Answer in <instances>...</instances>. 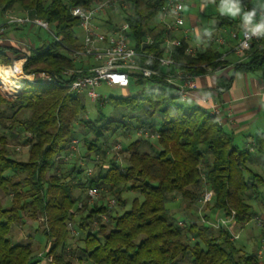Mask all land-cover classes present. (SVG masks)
<instances>
[{
    "label": "trees",
    "instance_id": "trees-1",
    "mask_svg": "<svg viewBox=\"0 0 264 264\" xmlns=\"http://www.w3.org/2000/svg\"><path fill=\"white\" fill-rule=\"evenodd\" d=\"M90 1L0 0V16L5 11L26 12L29 17L43 19L52 26L51 32H47L50 39L37 46L22 47L17 42L0 40V65L6 66L13 59L24 57L25 73L46 71L60 77L58 83H27L14 99L0 90V189L11 199L9 208H2L0 203V264H73L74 261L81 264H263L257 253H247L237 247L227 229L215 231L208 225L189 222L179 226L166 202L178 195L191 205L207 186L212 191L213 212L225 215L234 211L236 223L239 226L246 223L251 217L247 199L255 195L257 186L264 184L261 174L248 167L258 158L261 169L264 168V132L254 137L252 146L237 147L206 109L183 106L175 89L157 77H139L131 82L141 85L134 95L113 101L115 108L135 114L136 126L130 120L125 121L123 113L120 119L98 116L95 121H79V115L84 112L82 98L67 91L66 84L74 75L64 76L62 71L78 67V62L72 61L66 52L80 45L76 34L78 22L71 16L70 8L88 6ZM127 2L128 13L123 18L130 25L131 42L134 41L137 50H157L158 32L153 35L154 45L141 48L140 42L146 32L155 31L154 22L163 0ZM212 15L213 22L208 28L239 30L240 20L223 12ZM111 20L112 17L107 19ZM57 37L60 39L56 40ZM185 44L176 47L173 54L183 66L200 73L204 71L202 64H216L218 47L208 44L190 57L184 54ZM263 64L264 37H260L252 42L246 57L235 62L234 69L249 71ZM229 85L230 81L220 76L214 91L219 94ZM78 121L85 128L82 142L96 154L104 153V141L117 132L125 135L132 128L136 131L144 127L158 137L151 144L154 147L151 153H147L141 150V143L148 139L136 136L123 147L127 153L124 166L111 164L104 171L99 166L95 174H86L88 177L83 183L73 175L80 172L73 166L69 175L59 172L66 167L60 156L69 151ZM87 133L93 136L92 140L86 138ZM10 140L27 145L25 160L14 157ZM250 147L254 154L249 151ZM245 171H251L249 177ZM88 186L101 187L106 194L118 197L122 205L119 191L123 187L141 194L142 200L135 199L128 211L116 216L107 207H88L84 203L81 211L88 210L90 214L85 212L78 217V228L87 232L81 238L82 244L73 247L67 222L79 211L74 205L80 199L73 191ZM23 213L33 220L38 217L45 220L41 230L46 240L43 254L51 255V261H40L33 254L30 242L12 243L11 224ZM97 213H106L107 223L98 222L95 229L87 228L94 220L86 219ZM191 237L192 244L188 242Z\"/></svg>",
    "mask_w": 264,
    "mask_h": 264
},
{
    "label": "built area",
    "instance_id": "built-area-1",
    "mask_svg": "<svg viewBox=\"0 0 264 264\" xmlns=\"http://www.w3.org/2000/svg\"><path fill=\"white\" fill-rule=\"evenodd\" d=\"M242 10L248 12L245 4L240 5ZM129 4L127 0H91L88 6L77 5L70 8L71 16L77 19V28L82 34L80 45L76 49L66 50L67 55L72 61L78 62V67L74 69H65L62 71L64 76H73L69 81L67 91L69 93L85 94L92 101L103 100L96 91L98 86L105 83L108 86L127 87L139 77L147 79L157 77L162 79L167 85L173 87L181 101H196L208 114L211 115L219 124L218 113L220 103L209 101L206 97L198 95V85L196 78L205 72H212L223 68L228 61V56L234 55V62L242 61L246 57L247 51L253 41L260 37L246 35L243 21L237 31L235 28H208L201 34H197L193 27L185 26L183 9L184 0H163L160 7L154 32H146L140 42V47L152 46L155 43L154 34L159 33L158 49L151 52L137 50L130 39V25L123 18L128 13ZM256 15L253 22H259L264 17V8L255 11ZM5 21L0 23V36L4 34L6 28L10 25H21L28 27H39L49 30L47 21L40 18H31L26 12L12 14L11 11L3 13ZM109 17H114L110 22H106ZM117 17L119 19L117 20ZM117 20V21H116ZM102 21V25L100 22ZM180 32V36L174 33ZM60 38L57 37L56 40ZM184 47V54L194 57L202 47L212 44L220 49L218 57L215 59V65H204L201 67L203 72H195L190 67L183 66L175 60L173 54L176 47ZM25 58L13 59L9 65H0L1 69H8L12 78L19 81L23 87L27 83H58L60 77L52 75L46 71L39 73H25L22 64ZM2 83L0 82V86ZM21 89V88H20ZM8 93V92H7ZM10 95V94H8ZM137 136L158 137L157 133H151L148 128H138L135 131ZM78 143L77 139H72L68 154L60 156L61 159L70 157L72 151ZM254 144L251 141L250 146ZM115 148H121L120 144L114 145ZM72 149V150H71ZM249 151H253L252 147ZM97 158V157H96ZM264 169V168H263ZM89 175V172H86ZM101 187L89 186L87 188V199L89 201L96 198L101 192ZM212 198V191L204 186L199 197V202L205 203ZM116 204L114 198L108 199L107 204L100 205L107 207V210ZM82 203H77L80 208ZM235 212L223 214L216 218L214 222H208L201 218L204 223L212 227H224L230 233V239L238 238V235L232 231L234 225ZM100 220L107 221V215L100 214ZM257 224L262 233L260 235V248L258 254L264 251V219L257 218ZM184 221H179L178 225L183 226ZM189 223H196L191 220ZM72 222H67V227L71 229ZM42 254H38L41 256ZM50 257L47 256V259Z\"/></svg>",
    "mask_w": 264,
    "mask_h": 264
},
{
    "label": "rangeland",
    "instance_id": "rangeland-1",
    "mask_svg": "<svg viewBox=\"0 0 264 264\" xmlns=\"http://www.w3.org/2000/svg\"><path fill=\"white\" fill-rule=\"evenodd\" d=\"M184 0V4L186 8L191 9L192 11H196L198 9H201L203 6V14L200 15L199 20L204 18L205 15L210 14L212 12H222L221 7L219 5H214L212 2H209L210 0ZM212 11V12H211ZM20 13L19 11H17ZM17 13V14H18ZM22 13V12H21ZM20 15V14H19ZM204 15V16H203ZM231 15V14H230ZM114 18V17H112ZM115 19V18H114ZM119 17H117V20ZM116 20V21H117ZM202 21V20H201ZM100 24H102V21H99ZM22 30L27 31V36L29 39L33 41V43L37 46L40 44L43 40H49L50 36L48 31L36 28L35 26L32 27H24L21 28ZM49 30H52V26H49ZM77 37L79 40L82 39V34L79 29L76 30ZM5 35L2 34L0 38ZM21 38V37H20ZM29 39L26 37L25 41L28 42ZM1 40V39H0ZM22 41V40H21ZM134 44V41H132ZM14 80V78H13ZM15 82H19L14 80ZM26 85V84H25ZM145 86L149 85L148 83H144ZM167 90H170L171 87L164 86ZM141 88V85H137L134 83H130L129 86L121 88L117 86H108V85H101L99 88L96 89V91L101 95L103 100L98 101H92L90 98H88L85 94L82 93H74L76 96H79L82 98V102L84 105V112H82L79 115V121L82 120H90L95 121L98 116L103 117L104 119H120L122 113L125 114L123 117L125 121L130 120L134 126H136V121L134 118L135 114H130L126 112V110L122 111L120 107L115 108L113 101L116 98L125 97L128 95H134L138 89ZM1 92H3L8 98L14 99L16 97V94L19 92L12 91L8 92L3 85L0 86ZM8 92V93H7ZM10 94V95H8ZM180 103L187 107V106H195V103L190 101H181ZM125 112V113H124ZM79 121L75 123V133L74 139L78 140V143L76 144L75 148L72 151V154L70 157L66 159H62L66 164V167L63 166L60 173L62 172L64 176L69 175L70 170H72V166L75 167L76 170H80V172L73 173L79 179L81 182L86 181V177L91 176L96 173L99 166L102 167V170L111 165H122L125 164V157L127 156L126 151H124L123 147H125L130 141L134 140L136 138L135 134V128H132L129 130V132L125 133L123 135L121 132L114 133L113 135H110L106 141H104V145L102 149L104 150V153L100 151V153H93L92 151L87 150L86 144L82 142L81 134L84 132L85 128L79 124ZM150 131V129H149ZM141 137V136H138ZM87 139H93V136L90 133H87L86 135ZM148 139V142H142L141 143V150L151 153L153 146L151 144H155L156 137H146ZM120 144L121 148H115L114 145ZM9 148L11 152L14 154V157L25 160L27 158V145L22 143H17L16 141L10 140L9 142ZM70 150V147H69ZM72 150V149H71ZM69 151L66 153L68 154ZM97 157V158H96ZM261 161L256 158L254 160V163H252V166L248 165L249 169L252 171H256L264 178V170L261 169ZM103 170V171H104ZM86 172H89V175H86ZM251 171H245V176L249 177ZM89 187V186H88ZM86 187H77L73 191L74 196L80 197L78 199L77 203L81 202L82 206L84 203L86 205L91 206H100L107 204L108 199L114 198L116 200V204L110 208L109 212L112 216L120 215L125 211H128L131 208L132 202L136 199L139 202L142 200V195L138 192L132 191L129 188L123 187L120 193V198L124 201V204L122 205V202H119L118 197L110 196L109 194H106L104 191L101 190L99 195L94 198L93 200L89 201L87 199V188ZM211 200L206 201L205 203L199 202V198L197 201L193 204H189L187 201L182 200L178 195H175L174 197L171 196L170 199L167 200L166 206L170 211V214L173 218L179 221L189 222L191 220L195 221L198 224H205L208 225V223H204L201 218L205 219L208 222H214L217 217L221 216L222 214L213 212L212 203ZM248 202L251 204V217L250 219L242 224L238 225L234 218V225L232 227V231L238 235V238L234 239V244L244 250L247 253H257L259 258L262 260L264 264V251L261 254H258V249L260 248V235L262 233V230L260 226L257 224L258 219L261 218L264 219V184L257 186V191L255 195L249 197ZM0 203L2 208H9L11 205V199L10 196L4 193L0 189ZM77 203H75L74 207H76ZM82 206L79 208V211L76 213L74 218L72 219V226L70 230L71 235V244L73 247L75 245H81V238L84 237L87 230H81L78 228V217L80 215H84L86 212V215L90 214L87 211L82 212L83 209ZM81 213V214H80ZM101 213L92 214L89 218L86 220H94L93 225L87 228L89 229H95V225L99 223H102L103 221H97V217H100ZM105 214V213H102ZM96 218V219H95ZM108 219V218H107ZM99 220V219H98ZM44 219L42 217H38L36 220H33L25 213L21 214L19 218L14 221L11 224V229L9 232V237L11 238L12 243L15 244H22L26 242H30L33 247V254L38 256V254H42L41 256H38L40 258V261H51L52 257L51 255H44L43 252L46 247V240L45 236L42 233V224L44 223ZM74 221V222H73ZM104 223H107L105 221ZM215 231L217 229H221L224 227H212L210 224L208 225ZM109 227V226H108ZM226 229V228H224ZM188 242L192 244L194 242V238L192 237L188 239ZM47 256L50 257L47 259ZM73 264H81V262L74 261Z\"/></svg>",
    "mask_w": 264,
    "mask_h": 264
},
{
    "label": "crops",
    "instance_id": "crops-1",
    "mask_svg": "<svg viewBox=\"0 0 264 264\" xmlns=\"http://www.w3.org/2000/svg\"><path fill=\"white\" fill-rule=\"evenodd\" d=\"M248 8V12L256 11L264 8V0H243ZM214 5L221 7V0L212 2ZM241 8V6H240ZM212 12V11H211ZM242 10L236 15L228 16L243 21V16L248 13ZM12 14H17V11H11ZM215 13V12H212ZM212 13L203 15L204 18L199 20L200 15L203 14V6L201 9L192 11L184 7L183 17L185 26L193 27L197 34L203 33L208 29V26L213 22ZM18 14H21L18 13ZM113 19V18H112ZM5 21V16H0V23ZM108 22V21H106ZM111 23V21H109ZM156 23V22H154ZM102 25V24H100ZM25 26L10 25L5 30V35L1 37V41L14 43L17 42L22 47H33L35 44L27 36V31L22 30ZM27 28H29L27 26ZM175 36H180V32L174 33ZM21 37V38H20ZM29 41L26 42L25 38ZM22 40V41H21ZM236 58L234 55L228 56L226 65L216 71L205 72L196 78L198 85L197 94L206 97L209 101H217L220 103L218 113L219 125L224 132L232 139V142L237 147H249L251 141L258 133L264 132V64L260 68L251 69L249 71H237L234 69ZM222 76L230 81L229 87L217 94L214 91L216 79ZM105 83H102L103 85ZM100 85V86H101ZM106 85V84H105ZM98 86V88L100 87ZM196 107L204 108L196 101ZM254 154V151H250Z\"/></svg>",
    "mask_w": 264,
    "mask_h": 264
},
{
    "label": "clouds",
    "instance_id": "clouds-1",
    "mask_svg": "<svg viewBox=\"0 0 264 264\" xmlns=\"http://www.w3.org/2000/svg\"><path fill=\"white\" fill-rule=\"evenodd\" d=\"M221 11L236 16L241 12L240 0H221ZM256 15L255 11L245 13L243 16V26L246 35L256 37H264V17L259 22L254 23L253 18Z\"/></svg>",
    "mask_w": 264,
    "mask_h": 264
},
{
    "label": "bare ground",
    "instance_id": "bare-ground-1",
    "mask_svg": "<svg viewBox=\"0 0 264 264\" xmlns=\"http://www.w3.org/2000/svg\"><path fill=\"white\" fill-rule=\"evenodd\" d=\"M0 82L2 83L3 87L8 91H17L22 86L20 82H15L8 71V69H1L0 68Z\"/></svg>",
    "mask_w": 264,
    "mask_h": 264
}]
</instances>
